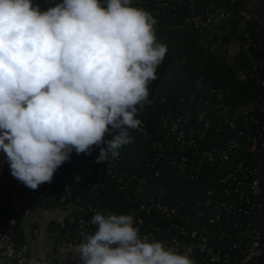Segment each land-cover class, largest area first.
<instances>
[{
  "label": "clouds",
  "instance_id": "9594fccd",
  "mask_svg": "<svg viewBox=\"0 0 264 264\" xmlns=\"http://www.w3.org/2000/svg\"><path fill=\"white\" fill-rule=\"evenodd\" d=\"M157 23L132 0H61L43 11L33 0H0V152L13 178L37 190L73 151L91 156L95 146L96 163H110L134 142L168 51ZM134 223L95 213V232L74 248L77 264H195L141 238Z\"/></svg>",
  "mask_w": 264,
  "mask_h": 264
},
{
  "label": "built area",
  "instance_id": "2783aa9c",
  "mask_svg": "<svg viewBox=\"0 0 264 264\" xmlns=\"http://www.w3.org/2000/svg\"><path fill=\"white\" fill-rule=\"evenodd\" d=\"M154 1L151 6L132 0V6L160 16L190 5L192 13L186 22L199 31L240 21L239 34L244 40L238 43L239 48L246 53L256 48L264 51V45L252 39L245 28L251 16L239 9L241 0ZM59 2L33 0L39 6L44 4L42 11ZM250 59L257 68L259 63L252 55ZM257 81L264 86L263 79L258 77ZM249 111L243 116L246 126L243 130L228 117L217 121L207 116L208 110L197 115V121L188 112L185 118L179 114L164 115L151 128L142 122L138 130L150 143L154 155L148 165L151 173L130 174L127 163L111 156L110 163H96L100 149L93 146L91 156L76 155L73 151L70 161L55 172L51 183L31 190L12 177L6 156L0 152V201L13 207V213L0 221V262L27 264L33 255L28 244L18 241L22 222L27 220L37 237L40 234L37 216L62 211L66 216L58 223L56 250L69 260L61 258L56 264H77L74 248L86 234L95 232L91 219L101 212L99 206L82 195L83 178L76 168L85 160L95 180L93 188L105 190L108 184L114 187L118 197L126 201L127 215L134 217L141 238L162 242L166 248L188 253L190 257L203 255L213 263L264 264V160L258 151L259 145H264V110L260 116L250 115ZM216 113L222 118L221 110ZM224 126L233 132L232 137L221 145L210 141L209 133L213 130L219 133ZM165 156L186 178L198 179L206 170L212 171L211 181L193 207L184 202L165 203L162 188L156 182L161 175L159 164Z\"/></svg>",
  "mask_w": 264,
  "mask_h": 264
},
{
  "label": "trees",
  "instance_id": "16d2710c",
  "mask_svg": "<svg viewBox=\"0 0 264 264\" xmlns=\"http://www.w3.org/2000/svg\"><path fill=\"white\" fill-rule=\"evenodd\" d=\"M137 1L141 4L149 3L151 6L156 3L154 0ZM100 2L104 4L105 0ZM43 6L44 4L39 7ZM189 6L160 16L151 13L158 22L155 26L157 39L167 46L168 51L157 69L158 78L149 85L151 104L146 106L145 111L137 118L151 128L158 125L161 117L169 113L185 118L186 113L190 112L193 115L191 119L197 121V115L208 110L207 116L217 121L228 117L243 130L246 128L243 116L248 111H240L241 107L247 104L255 105L249 111L253 116H260L264 110V86L257 81L258 77L264 80V51L256 48L246 53L240 47L239 52L230 61V46L244 40L239 34L240 21L233 20L199 31L186 22L192 13ZM239 9L251 16L245 25L246 30L251 33V38L264 45V0H241ZM215 31L219 32V37L215 38L216 45L209 44ZM250 55L259 63L257 68ZM218 109L223 113L222 118L217 116ZM130 135L134 137V142L121 147L118 158L128 164L130 174L151 173L152 169L148 165L152 163L154 155L150 143L139 130L132 131ZM232 135L233 132L224 126L219 133L216 130L210 132L208 138L221 145ZM258 151L264 160V145L260 144ZM159 167L161 175L156 182L162 188L161 195L167 204L184 202L188 207H193L212 177L210 170H206L205 175L198 179L183 177L176 166L167 160V156ZM76 171L83 178V197L93 205L99 206L101 213L127 215L129 207L126 201L118 197L112 185L108 184L105 190L93 188L95 180L91 176L92 170L88 161L83 160ZM70 173H73V170ZM59 175L61 173H58ZM12 213L13 207L0 201V221ZM58 228L57 224L56 230ZM18 241L24 243L23 237L20 236ZM190 258L195 264H219L200 254Z\"/></svg>",
  "mask_w": 264,
  "mask_h": 264
},
{
  "label": "crops",
  "instance_id": "0c3cea01",
  "mask_svg": "<svg viewBox=\"0 0 264 264\" xmlns=\"http://www.w3.org/2000/svg\"><path fill=\"white\" fill-rule=\"evenodd\" d=\"M66 216L65 212L53 211L50 214H39L38 228L40 230L39 236H34L28 221L22 222V234L24 243L31 248L33 257L36 258L38 264H56L58 260L63 258L68 261L69 257H63L56 250L57 245V224Z\"/></svg>",
  "mask_w": 264,
  "mask_h": 264
},
{
  "label": "rangeland",
  "instance_id": "374dc122",
  "mask_svg": "<svg viewBox=\"0 0 264 264\" xmlns=\"http://www.w3.org/2000/svg\"><path fill=\"white\" fill-rule=\"evenodd\" d=\"M219 37V32H216L212 34V37L209 41L210 43H213L214 45H216L215 43V38ZM208 44V43H207ZM239 52V46L238 44H233L232 46H230L229 48V60L232 61L233 57ZM255 105L253 104H247L243 107L240 108V111H248V110H252L254 108Z\"/></svg>",
  "mask_w": 264,
  "mask_h": 264
}]
</instances>
